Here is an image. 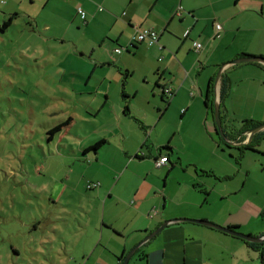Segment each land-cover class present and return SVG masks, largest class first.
Here are the masks:
<instances>
[{"label": "rangeland", "instance_id": "1", "mask_svg": "<svg viewBox=\"0 0 264 264\" xmlns=\"http://www.w3.org/2000/svg\"><path fill=\"white\" fill-rule=\"evenodd\" d=\"M194 1L196 0L181 3L176 1V6H181L179 11L182 8L187 10ZM242 1H253L255 5H259L240 8ZM5 2H0V264H101L96 263V256L102 247H105L106 233L110 229L105 227L106 239L103 238V244L95 251L93 242L100 238L101 233L94 229L95 225H84L92 223L94 217L96 222L101 224L103 201H95L96 204L92 207L89 198H83L82 194L68 188L67 182L84 175L80 189H84L89 195L94 194L95 191L88 189L86 182H89L95 173L93 168L87 171L86 167L90 161H94L95 153L92 150L85 154L83 147L89 146L93 136L100 134V131L93 127H108L113 108L119 109L120 104L124 105L125 98L130 101V110H133L131 113L135 114L125 118L126 124L128 123L124 125L126 130L137 134L139 128L144 129L139 120H142L140 116L147 112L146 121L151 123L152 127L159 121L156 124V133L161 145L172 137L170 144L175 149V153L171 154L174 166L168 169L171 167V162H168L167 168L155 167L153 158L143 163L128 165L124 160L123 147H118L117 140L110 141L101 147L102 157L108 158L107 164L113 169V172L107 173L109 181L115 180L122 172H126L123 177L125 181L133 172L146 174L150 169V180L159 181L163 189L175 196L180 180H189L197 174L213 182V188L224 186V192L232 193L230 198L224 199L227 207L234 201L246 203L247 207L256 209L254 212L264 208V141L260 144L259 152L247 151L239 161V150L229 147L225 140L221 139L219 132L221 138L217 135L215 119L210 111L209 121L213 136L219 144L218 149H213L205 134L197 130L201 129L199 119L205 105L200 99L196 100L185 117L179 105L181 92L171 99L168 98L170 104L165 109L167 100L161 97V88L156 85L158 72H161L158 68H163L166 62V59L158 60L160 50L143 42L135 48L131 46V51L123 49L121 54H117L113 52L114 47L126 46L127 41L117 45L116 39L110 38L103 43L98 38V33H105L110 26L103 17V10L108 9L109 3L99 5L98 10H101L93 22L89 23L90 26L86 25L82 16L72 20L75 18V12L68 5L63 17L52 15L49 9L45 11L48 15L41 13L44 15L37 17V23L24 16H18L5 27L4 22L9 19L3 17ZM197 2L206 8L208 14L211 12L219 17L224 14V19L236 14L232 19L233 26H237L242 19L247 20L243 23L244 28L251 29L229 34L227 38V43L233 51L236 48L264 50V1L240 0V3L235 4L233 0H224L218 1L213 7L206 5L210 1ZM26 9V5L20 7L19 12ZM32 13L39 15L36 9H33ZM30 23L34 24L38 33L31 32ZM194 23L193 18L184 22L177 16L167 25V29L163 30L165 34L160 43L167 48L165 52L172 51L175 59L179 56L183 59L188 57L190 66L197 73L196 79H204L201 62H208L211 56L206 58L204 54L194 50L192 44L195 39L201 41L204 46L208 44L213 27L210 22L209 26L207 25V20L199 22V26L198 23L193 25ZM47 24L51 26L49 30H46ZM186 28H190L192 32L191 37L184 41L183 31ZM56 38H60V41H56ZM223 38L212 39L211 46L207 47L210 55L215 54L218 41ZM223 42L224 40L221 42L222 47ZM219 56L221 54L216 53L213 59ZM185 62L187 64V60ZM238 65L243 66H237L229 73L232 86L221 106L222 125L224 132L229 135H234L233 133L243 127L241 122H244L245 118L254 116L253 120L264 124L262 87H250L251 83L241 77V67L252 64L244 62ZM127 71L129 74H126ZM219 71L220 65L212 72L218 76ZM169 75V71L164 73L162 84L170 82ZM193 78L195 80V77ZM122 91L129 97L123 98ZM195 97L199 98L198 93ZM189 100L187 94L184 105ZM246 114L252 117H246ZM69 116L74 118L69 131L62 130L49 141V129ZM129 144L133 143L129 140ZM178 150L183 164L177 163ZM163 151L166 152L165 149ZM114 155H117L118 159H112ZM220 160L223 161L222 164H219ZM216 163L223 166L224 175H231V178H224L222 182L215 179L214 181L211 180V175L201 172L210 164ZM112 173L115 178H112ZM166 181L167 185L164 186ZM123 184L125 183L120 187L124 186ZM130 186L133 188V185L128 184L124 190L121 189L129 192ZM191 188H194L193 184ZM100 189L102 188L98 190ZM155 191L161 192L160 189ZM199 195L203 201L205 194ZM209 198L210 195L207 201L204 200V203L198 205V209L203 206L206 209L212 208ZM215 198L216 205L220 202L218 193ZM163 200L161 198V205ZM114 204L112 200V205ZM262 223L264 220L257 215L250 219L245 227L256 232ZM245 227L243 230H246ZM243 230L240 232L248 234ZM236 239L242 241L245 246L241 248L236 245L233 252L235 257H231V254L225 255L226 264H262L261 249L247 244L243 238L236 236ZM113 245L115 244L111 243V246ZM110 247L108 248L111 249ZM131 249L132 247L128 253ZM108 252L111 254L109 250ZM112 256L115 260L113 264H119L118 255ZM136 263L137 260H132L127 264Z\"/></svg>", "mask_w": 264, "mask_h": 264}, {"label": "crops", "instance_id": "2", "mask_svg": "<svg viewBox=\"0 0 264 264\" xmlns=\"http://www.w3.org/2000/svg\"><path fill=\"white\" fill-rule=\"evenodd\" d=\"M4 4V18H10V16L15 17L24 16L31 22H38L37 17H42L46 10L51 11L52 15L57 17H63L64 13L67 11V6L72 7V11L75 12L72 20H77L79 16L78 9L81 7L84 11L87 12L86 16L83 20L86 22V25L93 22L95 17L98 15L99 11L98 7L101 3L108 4V9L103 10V17L108 21L109 29L106 30L105 33H98V38L104 43L108 39H116L117 45H120L122 41H127L126 46H130L132 43V37L134 34L137 33L141 28H152L158 32L160 29V40L162 36H164L165 32L163 30L167 29V25L176 18L177 16L180 17L181 20L184 22L189 19L193 18L195 22L193 25L199 26V22H203L207 20V25L210 22L213 29V34L209 37L208 44L205 46L203 45L202 48L197 51L205 55L206 58L210 59L208 62H201L202 67V75H204V79L197 78L194 69L190 66V60L188 57L184 59L180 56L175 59L172 56V51L169 50L165 52L167 48L160 43L152 44L153 48H157L160 50V56H158L159 61H165L163 68L161 69L162 77L164 78V73L169 71L171 76L170 82H166L165 85L167 87H171L174 90L173 96L181 92L182 99L179 102L180 108L182 109V115L185 117L187 115L188 110L191 111L193 104L196 103L197 99H200L202 102L205 100V93L207 90L208 83L211 77H215L214 81V97L215 101L220 96L221 92V85L224 76L227 75L229 78L228 84L230 88L232 86V80L230 78V72L240 63H236L233 65V60L242 56H250V55H262L264 56V50H252L249 48H236V50H232L230 48V44L227 43V38L229 34H237L245 29H251L249 27L244 28L247 20L242 19L237 24V26L231 25L232 19L236 17V14L226 16L224 19V14L222 17L212 15L211 12L208 14L205 7L200 5L197 1L203 0H196L192 3L187 10L182 8L179 11L181 6H176V1L181 3L185 2L186 0H5ZM210 1L206 5H210L213 7L216 5L218 1L224 0H204ZM235 4L240 3V0H233ZM264 1V0H262ZM243 2V1H242ZM242 6L240 8L246 7H257L259 4L255 5L253 1H245L241 3ZM28 7V9L24 10L23 12H19L20 7ZM182 5V4H181ZM253 5V6H250ZM264 6V3L262 4ZM33 7L29 9V7ZM62 6V7H60ZM164 6H166L164 8ZM64 7V8H63ZM163 10H161V9ZM36 9L38 16L32 13V10ZM65 11V12H64ZM214 11V10H213ZM212 11V12H213ZM48 15L49 13H45ZM123 14V16H122ZM1 15V13H0ZM2 16V15H1ZM192 17V18H191ZM222 18V19H221ZM82 19V18H81ZM220 22L222 25V29L217 31L216 23ZM31 27L32 33H38V29L35 28L33 23ZM37 25V24H36ZM46 30L51 28L50 24L45 25ZM209 26V25H208ZM194 27V26H193ZM89 28V27H88ZM183 28V27H182ZM182 28L180 30H182ZM204 26L202 25V29ZM192 29V27H191ZM191 29L186 28L183 31L184 41L191 37ZM264 27L262 28V30ZM187 30H190L189 36H185ZM258 30V28H257ZM96 32H93L95 34ZM224 37V38H223ZM215 38H223L224 40V47L221 46L222 40L218 41L219 45L217 47L216 53H220L221 56L219 58L213 59L214 55H210L207 51V47L211 46L212 39ZM56 41H60V38H56ZM198 40V39H195ZM193 40V48H194V41ZM199 41V40H198ZM201 42V41H200ZM202 43V42H201ZM216 43V42H215ZM139 44V43H138ZM141 44V43H140ZM203 44V43H202ZM79 46V44H78ZM122 46V45H120ZM124 46V47H126ZM114 53H117L115 51ZM137 47V46H136ZM88 48H91L88 46ZM135 48V47H133ZM181 47H179V51H181ZM132 49V48H131ZM264 49V48H262ZM195 50V49H194ZM204 50V51H203ZM86 55L85 51L83 52ZM122 53V52H121ZM117 53V54H121ZM245 55H242V54ZM165 54H167L165 56ZM212 54V51H211ZM201 58V55H200ZM187 60V64L186 61ZM180 61V62H179ZM244 63V62H242ZM263 64V66H261ZM251 62L252 65L242 68V79L246 80L248 83H251L250 87L255 85H260L264 92V63L263 62ZM220 65L219 76H216L215 68ZM169 69V70H168ZM231 70V71H230ZM199 73V70L197 71ZM194 74V76L192 75ZM192 75V77H191ZM195 77V80L194 78ZM198 93V97H195ZM187 94L189 95V101L184 105L185 101L187 100ZM108 94L106 97L108 99ZM220 102H221V98ZM175 99L172 100L174 102ZM130 104V101L128 102ZM205 104V102H204ZM185 109V111H184ZM130 110V114L126 115L124 113V105H119V109L116 107L113 108L111 113V118L108 120V127L105 125H99L93 127L96 131H100V134L94 135L93 140L89 146H91L96 141L100 140L101 138L106 139V143L110 141H116L119 143L118 147L121 145L124 149V160L125 162L130 165L131 163H140L153 158L154 164L155 160L160 157L159 146H161V142L159 141V135L156 133V124L159 121L154 123V127H152L151 123L146 121L147 112L144 116H140L142 118L141 126L144 129L139 128L137 134L130 133L129 130H126L124 125L126 124L125 118H129V116H134ZM164 114V113H163ZM229 115V113H228ZM202 116V117H201ZM246 117H252L245 115ZM201 119L200 128L197 130L200 133L205 134V138L212 143L213 149H218L219 144L215 140L212 129L211 123L209 121V110L204 105V110L200 113ZM161 118V117H160ZM159 118V120H160ZM252 118H245L246 119H253ZM74 121V118H73ZM72 121V124H73ZM155 121V119H154ZM253 122H260L258 120H253ZM72 124L67 128V131L71 128ZM242 124V122H241ZM56 125V124H55ZM128 125V123L126 124ZM149 128V129H148ZM259 130L260 131H263ZM249 131L243 132L241 135H237V138L243 137L246 135V141H250ZM256 132V133H258ZM255 133V134H256ZM172 137L169 138L168 142H170ZM129 140L133 144H129ZM237 142V141H236ZM105 143V144H106ZM243 142H241L242 144ZM166 144V143H165ZM236 144V143H234ZM240 144V143H237ZM263 144V143H262ZM164 145V144H163ZM85 146L83 149L89 147ZM173 146V145H172ZM260 147V146H259ZM146 148V149H145ZM174 149V148H173ZM175 150V149H174ZM175 151H172V153ZM137 153H141L144 155V158H138L136 156ZM213 154V153H212ZM177 156V163H182V156L181 153L176 151ZM117 155H114L112 159H118ZM94 161H90L86 167L88 171L90 168H93L95 175L91 178L90 182L99 181L100 184L93 187L92 191H95L94 194L89 195L84 191V189H80V186L85 178L84 175L78 176L76 180H70L67 182V187L71 188L75 191V193H79L83 195V198L88 197L89 201L92 203V207L95 206L97 200L103 201L102 209L103 215L102 222H96V218L94 217L92 223L84 225V227L89 225H95L94 229L100 231L101 236L100 238H96L94 240L95 244V251L97 248L101 247L103 244V238L105 235V227H108L110 230L107 235L105 247L98 252L96 256V263L101 264H109L115 263L114 257L112 255H119L126 252L128 254V250L135 245H137L140 241H142L148 234L155 231L158 227H160L165 221L168 224L160 230L157 234H155L152 238L148 241L143 243L140 248L136 249L133 253L132 257L130 258V262L132 260H137L136 264H226L225 262V255H229L231 257H235V247L240 246L244 248V243L236 239V236L226 233L222 230L216 229L211 226H206L203 224L190 222V221H175V218L181 217H194L209 220L215 222L220 225L230 226L235 225L238 226L236 230L240 231L243 230L245 225L248 226V221L252 218H255L257 215H260L262 209L256 210L253 207H247L246 203H238L231 201L230 207H227L224 204V199H228L231 196V192H224V186L221 187H214V183L211 182L209 179H204L201 175H194L193 178L189 180H180L178 193L175 196L170 195L165 189L162 188L160 182L155 180H150V169L146 174L144 172H137L134 173L131 177H128V180L125 179L123 181V177L126 172H122L120 176L116 177L115 180L109 181L107 178L108 172H113V169L107 164L109 161L102 157L101 149L99 152L95 153L93 157ZM221 159H224L221 157ZM219 164H222V160H220ZM168 162L174 164L172 161V156L170 154V159L164 164L159 167L167 168ZM151 163V167L154 166ZM219 164H210L208 168L205 170L212 171L211 180H218L220 182L224 181V167ZM155 167L156 166L155 164ZM243 168V165L241 166ZM168 169H171L169 167ZM198 171V169H197ZM87 172L85 173V175ZM204 174V173H203ZM227 176V174H225ZM114 174L112 173V178H115ZM69 177V175H68ZM135 177V178H134ZM227 179V178H225ZM214 180V181H215ZM135 181V183H133ZM199 181V182H197ZM90 182H86L89 184ZM122 183L124 186L120 187ZM197 183L202 184L206 189H213L211 193H209L210 202L212 203V208L206 209L204 206L202 209H198V205L204 203V200L207 201V198L202 201L200 198V194L203 192L199 189L200 187L191 188V185ZM63 184V182H62ZM69 184H75V186H69ZM131 184L133 185L129 192L122 191L125 189V186ZM167 185V181L164 182V186ZM120 187V188H119ZM159 187V188H156ZM161 187V188H160ZM88 188V187H87ZM99 188H102L98 190ZM119 188V189H117ZM89 189V188H88ZM107 189V191H105ZM161 192H156L155 190H159ZM209 190V192H210ZM89 192V191H88ZM156 192V193H153ZM219 194V201L215 205L214 201L215 194ZM94 197V198H93ZM161 198H163L162 205L160 203ZM168 199V200H167ZM112 200H114L115 204L112 205ZM96 201V202H95ZM110 201V202H109ZM199 203V204H198ZM256 213V214H255ZM155 215V216H154ZM154 216V217H153ZM261 216V215H260ZM248 234L254 233V236H261L264 235V223L257 227L258 230L253 232V229L247 230ZM118 234V235H117ZM252 235V234H251ZM238 237V236H237ZM111 243L115 244L111 246ZM111 246V247H110ZM110 247L111 249H109ZM111 252V254L108 252ZM138 250V252H137ZM85 253V252H84ZM141 254H145L146 256L142 257ZM119 259V258H118ZM141 260V261H140ZM140 261V263H139ZM119 264L121 261L119 259Z\"/></svg>", "mask_w": 264, "mask_h": 264}, {"label": "trees", "instance_id": "3", "mask_svg": "<svg viewBox=\"0 0 264 264\" xmlns=\"http://www.w3.org/2000/svg\"><path fill=\"white\" fill-rule=\"evenodd\" d=\"M0 2L4 3L5 0H0ZM12 20H13V17L10 16V18L4 22V26L5 27L9 26V24L12 22ZM217 23H220V22H217ZM221 29H222V25H221ZM221 29H219V30L217 29V31H220ZM185 36H189V34L188 35H185ZM196 41H198V40H195L194 43ZM198 42H200V41H198ZM137 44L138 43L133 42L130 45L132 47H136ZM202 46H203V44H202ZM126 49H127V51H131L130 46H126ZM194 49L196 51H199L200 50V49H197L196 48L195 44H194ZM242 55H245V54L243 53ZM258 64L261 65V63H258ZM261 66H263V64ZM158 73H159V79L157 80L156 85L161 88V91H162L161 97L163 99L166 98V100H167V104H166V107H165V109H166L168 107V105L170 104V99H171V96L172 95H169V94L166 93V87H167V85L161 83V79H163V78H160V77H162V73L161 72H158ZM126 74H129V72L127 71ZM228 80H229V78L227 77V75L224 76V79L222 80L221 92H220V98H221L220 106L223 105L224 99L227 97V95H228V93L230 91V85L228 84ZM214 81H215V77L213 76V77H211V79H210V81L208 83L207 90H206V93H205V100H204L205 106L208 108V110L210 111V113H211V115L213 117H214V103H215V97H214ZM173 93H174V90H173ZM122 95H123V98H125V97L128 96V94L125 91H122ZM168 98H170V99H168ZM127 99L128 98H125L126 103L124 104V113L126 115H129L130 114V104H128ZM184 111H185V109H184ZM221 113H222V110H221ZM221 117H222V114H221ZM72 121H73V117L72 116H69L66 119H64L63 121H60V122L56 123V125L54 127H52L51 129H49V131H48V134H49L48 140L49 141H52L53 138H54V136L58 132H60L62 130L66 131L67 128L72 124ZM243 121H244V122H242L243 127L240 130H238L237 132L233 133L234 135H229L228 133L225 132L226 133V136L229 139H231V140H237L238 143H241L242 141H244L246 139V135H244L243 137H240V138H237V135H241L245 131H250L252 128H254L255 126L259 125L258 122H255L254 123L253 122V119H246V120H243ZM139 122H140V120H139ZM214 125H215V131H216L217 135L220 137V135L218 133V130H217V127H216V124H215V121H214ZM58 134H60V133H58ZM263 141H264V130L263 131H260V132H258L256 134H254L253 137L251 138V140L248 141V142H246V143H244V144L243 143L242 144H237V143L236 144H230V143H227L226 141L225 142L227 143V145L229 147H234V148H237L239 150V161H240V158L244 157L245 156V153L247 151H256V152H259V146H260V144L263 143ZM106 142L107 141H106L105 138H101L100 140H98L95 143H93L91 146L83 149V153L86 154V153H88V152H90L92 150L94 151V153H97V152H99V150L101 149V147ZM163 149H165V151H166L165 153H164ZM172 151H174V149H173V146L170 144V142H167L166 144L159 146V154H160V157L155 160V164H156L157 161H159L161 159V157H164V156L167 157V161H168V159H170V154H172ZM136 156L138 158H140V159L141 158H144V155L141 154V153L140 154L137 153ZM173 166H174V164H172L171 169H172ZM201 172L204 173V174L212 175V171L211 170L202 169ZM224 177L227 178V179H229V178H231V175H227V176L224 175ZM96 182L98 183L99 181H96ZM96 182H93L92 181L90 183H96ZM89 184L87 185V187H89ZM99 184H100V182H99ZM193 186L200 187L199 189L205 194V197L204 198L205 199L207 198V196L210 193L208 189H206L202 184L194 183ZM89 189H93V187H89ZM260 215H261L262 219L264 220V208L262 209ZM230 227L231 228H234V229H237L238 228V226H235V225H230ZM244 241L247 244H249L252 247H254V248L261 249V251H262L261 252V255H263V257H262V259H263L262 260V264H264V241L263 242H250V241H246L245 239H244ZM137 252H138V250H137ZM141 256L144 257L146 255L145 254H141ZM125 257H126V252L123 253V254H121V255H119L118 258L120 259L121 263L124 261Z\"/></svg>", "mask_w": 264, "mask_h": 264}, {"label": "water", "instance_id": "4", "mask_svg": "<svg viewBox=\"0 0 264 264\" xmlns=\"http://www.w3.org/2000/svg\"><path fill=\"white\" fill-rule=\"evenodd\" d=\"M232 62L235 63V64L236 63H242V62H263L264 63V56H262V55L242 56V57L236 58ZM219 98H220V96H218V99L214 103L215 124H216L217 130L220 133L222 139L225 140L227 143L234 144V143H236V141L229 139L226 136V133L224 132V128H223V125H222L221 106H220V99ZM262 129H264V124H259V125L255 126L254 128H252L248 132L250 140H251L252 136L256 132H258L259 130H262ZM173 220H175V221H190V222L203 224V225H206V226H211V227H214L216 229L222 230V231H224L226 233L232 234L234 236H238L240 238H243L246 241H250V242H263L264 241V235L254 236V235H251V234L240 232V231H238V230H236L234 228H231L230 226L220 225V224H217L215 222H212V221H209V220H205V219H195V218H184V217H181V218H175ZM167 224H168V222L163 223L155 231H153L152 233L148 234L142 241H140L137 245H135L129 251V253L126 255L124 261L121 264H127L129 262L130 258L132 257L133 253L136 251V249H138L143 243H145L150 238H152L155 234L160 232V230H162Z\"/></svg>", "mask_w": 264, "mask_h": 264}, {"label": "built area", "instance_id": "5", "mask_svg": "<svg viewBox=\"0 0 264 264\" xmlns=\"http://www.w3.org/2000/svg\"><path fill=\"white\" fill-rule=\"evenodd\" d=\"M79 14L82 16V18H84L86 16V12L80 7L78 9ZM216 28L219 30L221 29V24L217 23L216 24ZM190 33V30H187L185 35H188ZM160 34L159 32H157L156 30L152 29V28H141L139 31H137L136 34L133 35L132 37V43H143V42H147L149 45L158 43L160 41ZM195 46L197 49H201L202 48V44L198 41H196ZM126 49V47L124 46H118L117 48H115V51L117 53H121ZM166 93L169 95L173 94V90L171 87H166ZM167 161V157H161V159L159 161L156 162L157 166H160L161 164L165 163ZM99 184V182L97 183H90L89 187H95Z\"/></svg>", "mask_w": 264, "mask_h": 264}, {"label": "flooded vegetation", "instance_id": "6", "mask_svg": "<svg viewBox=\"0 0 264 264\" xmlns=\"http://www.w3.org/2000/svg\"><path fill=\"white\" fill-rule=\"evenodd\" d=\"M252 137H253V136H252ZM246 138H247V137H246ZM235 141H237V140H235ZM242 142H243V144H244V143H246V142H248V141H246V139H245V140L242 141ZM236 143H238V142H236Z\"/></svg>", "mask_w": 264, "mask_h": 264}, {"label": "clouds", "instance_id": "7", "mask_svg": "<svg viewBox=\"0 0 264 264\" xmlns=\"http://www.w3.org/2000/svg\"><path fill=\"white\" fill-rule=\"evenodd\" d=\"M173 95V94H172Z\"/></svg>", "mask_w": 264, "mask_h": 264}]
</instances>
